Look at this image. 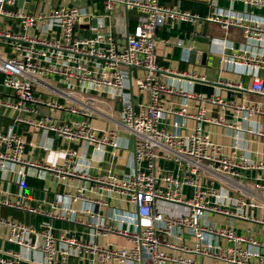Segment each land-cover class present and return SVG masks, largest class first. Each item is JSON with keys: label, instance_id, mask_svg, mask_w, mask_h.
<instances>
[{"label": "built area", "instance_id": "1", "mask_svg": "<svg viewBox=\"0 0 264 264\" xmlns=\"http://www.w3.org/2000/svg\"><path fill=\"white\" fill-rule=\"evenodd\" d=\"M34 1L0 0V108L12 113L11 125L0 128V171L22 175L26 166H40L74 190L66 189L45 207L31 205L19 193L15 200H1L2 205L47 219L36 226L0 215L5 240L17 247L0 246V264H70L72 258L87 264H264V155L251 159L235 147L225 152L203 124L231 131L238 128L236 123L222 115L207 116L200 104L192 113L185 105L165 106L161 96L178 94L230 105L243 118L259 116L263 122L264 100L232 103L172 87L160 79L161 73L196 76L156 61L157 44L169 42L156 30L174 20L194 27L201 21L239 27L245 43L258 47L264 46V20L221 9L211 0H207L210 11L203 16L159 0H90L101 3L102 25L78 36L75 26L82 18H97L93 6L85 11L69 0L67 5L32 11ZM228 1L264 5V0ZM123 17L135 19L128 33ZM103 19H109L106 30ZM223 63L226 68L243 66L241 72L251 77L249 91L264 96V77L257 73L264 69V52L236 51L224 56ZM126 88L146 94V100L133 102ZM92 95L118 98V115L112 118L99 111ZM41 107L68 116H54ZM167 113L179 116L172 121L174 130L162 125ZM94 115L114 126H92L89 118ZM180 117L194 119L188 133L175 130L184 124ZM21 125L62 139L66 147L61 164L24 158L25 141L16 130ZM119 130L133 138V174L95 176L77 170V151L70 143L116 149ZM248 131L264 137V130ZM159 161H170L174 167L165 170ZM75 178L89 186L72 184ZM111 198H121L133 210L113 206ZM74 200L82 203L78 211L70 206ZM100 207L105 208L103 216ZM78 213L88 214V220ZM53 219L87 225L90 237L76 236L66 228L55 230ZM109 234L126 243L95 241Z\"/></svg>", "mask_w": 264, "mask_h": 264}, {"label": "crops", "instance_id": "2", "mask_svg": "<svg viewBox=\"0 0 264 264\" xmlns=\"http://www.w3.org/2000/svg\"><path fill=\"white\" fill-rule=\"evenodd\" d=\"M180 1L184 2L188 10L196 12L200 15H206L210 11L207 0H164V4L180 5ZM216 7L221 9L231 8L234 11L252 14L261 20H264V5H249L243 2L230 3L228 0H211ZM44 2V7L41 6ZM61 0H37L31 5L32 11L48 10L51 7L60 5ZM75 3L88 11L91 6L94 7L97 18L87 20L82 18L75 26V33L78 36H87L91 34L90 27L93 25H102L101 15L104 12L99 1L91 3L90 0H70V3ZM117 16V20L120 19ZM124 18V17H123ZM126 28V18L123 19ZM109 19H103V30L107 29ZM202 21L195 25L196 30H200ZM135 24V19H128L129 29H132ZM105 27V28H104ZM194 25L191 22L174 20L172 24L165 25L156 30V33L168 39V43H158L156 46L158 65L168 67L173 70L194 74L196 77L203 76L204 79L196 77H182L174 73H161L160 79L166 84L181 88L184 91L201 93L206 97L218 96L228 102H251L256 99H263L264 96L258 97L250 92L248 87L251 77L241 72L243 66L225 67L223 63L224 56H229L236 51L246 50L248 53L253 51L264 52V46L258 47L255 44L249 45L245 43L241 28L235 26H223L215 22H208L206 34L209 38L208 43L199 42L194 39L195 32L191 29ZM181 40L182 45H177L176 41ZM134 75H140V71L134 70ZM257 73L260 77H264V69L258 68ZM222 81L223 83H221ZM130 83V75L128 76ZM227 82V84H226ZM129 85V84H128ZM239 85V86H238ZM124 91L127 96L133 101L138 102L146 100L147 96L144 93H137L131 88H126ZM93 94V93H92ZM95 97V107L106 115L115 118L120 109V100L118 98H109L105 95ZM165 106L180 108L185 105L189 112H196L198 105H202L207 116L215 117L222 115L226 120H229L238 125L237 129L225 130L222 126L204 123L203 128L209 132L213 141L222 144L225 152H229L232 147H235L251 159H258L264 155V137L256 136L249 129L264 130V122L261 117L253 116L243 118L242 114L236 112L230 105H222L212 103L210 101H202L197 98H186L178 94H163L161 96ZM41 111L50 113L54 116L67 117V114H60L41 107ZM12 113L8 110L0 108V128L7 129L11 123ZM179 116L167 113L162 125L167 130H174L172 121ZM184 123L179 128L175 129L181 133H188L193 127L194 119L180 117ZM89 122L96 128H110L114 126L108 119L94 115L89 118ZM16 130L22 135L25 141L23 151L24 158L41 164L60 165L63 159V149L66 143L57 136L44 133L39 130H31L25 125L18 126ZM120 147L111 149L109 147L99 149L94 144L88 142H72L70 145L77 151V170L89 175H104L114 173L118 177L133 174L135 172V162L133 157V138L123 130H119ZM158 164L165 170H171L174 166L170 161H159ZM15 167V166H14ZM72 184H82L86 187L89 183L81 178H75ZM70 185V184H69ZM66 189L74 190V187H67L62 180H57L48 170L40 166H26L24 174L17 175L13 170L10 172L0 171V201L5 199L15 200L16 194L19 193V198L26 199L33 206H49V204L59 197ZM85 194L93 196L92 193L85 191ZM110 203L119 208L133 210V206L123 201L121 198L109 199ZM63 203V201H61ZM74 210H79L82 207L80 200H74L70 204ZM76 211V212H77ZM101 216L106 211L105 208H98ZM0 215L11 216L14 219L24 220L39 226L46 221V217L37 214L25 213L21 210L7 207L0 204ZM82 220L87 221L88 214H77ZM109 223V221L107 220ZM55 230L60 228L70 229L76 236L87 238L89 236V227L84 224H74L62 222L56 219L51 221ZM115 225V222L113 223ZM6 230L0 227V246H9L17 248L14 244H9L6 240ZM95 241L99 243H115L125 244L124 238L109 234L105 236H97ZM70 264H87L86 262H77L75 258L70 260ZM134 264H140L136 262Z\"/></svg>", "mask_w": 264, "mask_h": 264}, {"label": "water", "instance_id": "3", "mask_svg": "<svg viewBox=\"0 0 264 264\" xmlns=\"http://www.w3.org/2000/svg\"><path fill=\"white\" fill-rule=\"evenodd\" d=\"M19 3V2H18ZM69 3V0H61L60 4L62 5H67ZM207 21H203L201 29L196 30L195 27L191 29V32L194 31L195 35H193L194 39L203 42V43H208L209 38L205 36L206 34V29H207ZM130 31L129 26H128V18H126V33Z\"/></svg>", "mask_w": 264, "mask_h": 264}, {"label": "trees", "instance_id": "4", "mask_svg": "<svg viewBox=\"0 0 264 264\" xmlns=\"http://www.w3.org/2000/svg\"><path fill=\"white\" fill-rule=\"evenodd\" d=\"M161 3H163L164 4V0H159ZM71 4H74V5H77V4H75L74 2L73 3H71ZM180 8H182V9H188L187 8V6L184 4V2H182V1H180ZM133 29V28H132ZM131 30V29H130Z\"/></svg>", "mask_w": 264, "mask_h": 264}]
</instances>
